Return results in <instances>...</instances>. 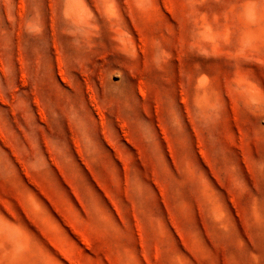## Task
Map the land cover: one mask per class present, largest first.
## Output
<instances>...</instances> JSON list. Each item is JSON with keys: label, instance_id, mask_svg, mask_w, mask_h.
<instances>
[{"label": "rangeland", "instance_id": "obj_1", "mask_svg": "<svg viewBox=\"0 0 264 264\" xmlns=\"http://www.w3.org/2000/svg\"><path fill=\"white\" fill-rule=\"evenodd\" d=\"M0 264H264V0H0Z\"/></svg>", "mask_w": 264, "mask_h": 264}]
</instances>
